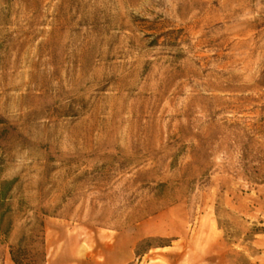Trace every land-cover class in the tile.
I'll list each match as a JSON object with an SVG mask.
<instances>
[{
	"label": "rangeland",
	"instance_id": "374dc122",
	"mask_svg": "<svg viewBox=\"0 0 264 264\" xmlns=\"http://www.w3.org/2000/svg\"><path fill=\"white\" fill-rule=\"evenodd\" d=\"M0 264H264V0H0Z\"/></svg>",
	"mask_w": 264,
	"mask_h": 264
},
{
	"label": "trees",
	"instance_id": "16d2710c",
	"mask_svg": "<svg viewBox=\"0 0 264 264\" xmlns=\"http://www.w3.org/2000/svg\"><path fill=\"white\" fill-rule=\"evenodd\" d=\"M1 135V134H0ZM3 159L0 158V164L2 163ZM13 183V181H4L0 184V198H4L6 196L7 191L10 189V185ZM13 260L16 264H22V262L19 260L18 257L13 253L12 255Z\"/></svg>",
	"mask_w": 264,
	"mask_h": 264
}]
</instances>
